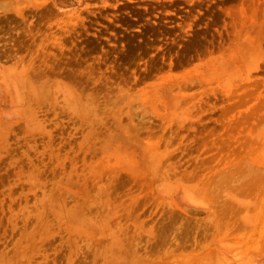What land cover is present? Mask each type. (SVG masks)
<instances>
[{
    "label": "rangeland",
    "instance_id": "rangeland-1",
    "mask_svg": "<svg viewBox=\"0 0 264 264\" xmlns=\"http://www.w3.org/2000/svg\"><path fill=\"white\" fill-rule=\"evenodd\" d=\"M263 8L0 0V264H264Z\"/></svg>",
    "mask_w": 264,
    "mask_h": 264
},
{
    "label": "bare ground",
    "instance_id": "bare-ground-1",
    "mask_svg": "<svg viewBox=\"0 0 264 264\" xmlns=\"http://www.w3.org/2000/svg\"><path fill=\"white\" fill-rule=\"evenodd\" d=\"M20 1H21V0H20ZM263 9H264V8H263ZM262 13L264 14V12H262ZM240 14H241V13H240ZM256 15H257V12H256ZM258 15H259V14H258ZM252 16H254V15H252ZM242 18H243V17H242ZM242 18H241V19H242ZM254 18H255V16H254ZM239 19H240V18H239ZM241 19H240V20H241ZM251 19H252V18H251ZM261 23L263 24L264 22H261ZM251 25L254 26V27L251 26L252 28H255V29H256V27H257V29H258L257 24H255V25L251 24ZM259 26H261V24H260ZM263 26H264V24H263ZM261 28H262V29L259 30L260 32H262V30H263V27H261ZM255 29H253V31H254ZM251 31H252V29H251ZM253 31H252V32H253ZM256 31H257V30H255L254 32H256ZM260 32H259V33H260ZM263 32H264V31H263ZM263 32H262V35H263ZM256 33L258 34V32H256ZM258 35H259V34H258ZM253 36H255V34H253ZM256 36H257V35H256ZM254 38H256V37H254ZM257 38H258V36H257ZM260 38H264V37H261V33H260ZM259 44L262 46V44L258 41V44L256 43V45L260 46ZM247 45H249V44H247ZM247 45H246V46H247ZM256 45H255V46H256ZM249 46H250V45H249ZM249 46H248V47H249ZM258 46H257V47H258ZM259 48H261V47H259ZM262 48H263V47H262ZM262 48H261V49H262ZM261 49H260V50H261ZM246 50H247V48H246ZM246 50H245V52H246ZM250 50H251V49H250ZM252 51H253V50H252ZM255 52H257L256 48H255ZM259 52H260V51H259ZM249 53L254 54V52H249ZM262 53H263V52H262ZM256 54H258V53H256ZM248 55L251 56L250 54H248ZM246 56H247V55H246ZM253 56H254V55H253ZM253 56H252V57H253ZM247 57H248V56H247ZM252 57H250V60H251ZM258 57H259V55H258ZM260 57H261V56H260ZM260 57H259V58H260ZM239 58H240V56H239ZM254 58H255V57H254ZM245 59H247V58H245ZM236 60L238 61V59H236ZM240 60H241V59H240ZM240 60H239V61H240ZM252 60H253V59H252ZM257 60H258V59H257ZM239 61L236 62V64L239 63ZM227 62H228V61H227ZM240 62H242V61H240ZM243 62H245V61H243ZM245 63H246V62H245ZM243 64H244V63H243ZM237 65H239V64H237ZM240 65H242V64H240ZM240 65H239V66H240ZM243 67H244V65H243ZM224 68H225V67H224ZM241 68H242V66H241ZM244 68H246V66H245ZM244 68H243V69H244ZM240 70H241V69H239V71H240ZM245 70H246V69H245ZM239 71L237 70V72H239ZM72 75H73V74H72ZM76 75H77V74H76ZM73 76H74V75H73ZM74 77H75V76H74ZM75 78H76V77H75ZM192 123H193V122H192ZM193 192H194V190H193ZM197 192H198V191H197ZM199 192H200V194H199ZM199 192H198V195H197V196L200 197V196H202V195H201V192H202V191L199 190ZM195 193H196V191H195ZM196 194H197V193H196ZM202 194H203V193H202ZM204 195H205V194H204ZM191 196H192V195H191ZM194 196H195V195H194ZM194 196H193V197H194ZM199 197H198V199H199ZM200 198H202V197H200ZM191 200H192V199H191ZM193 200H194V199H193ZM196 200H197V199H196ZM196 200H195V201H196Z\"/></svg>",
    "mask_w": 264,
    "mask_h": 264
}]
</instances>
